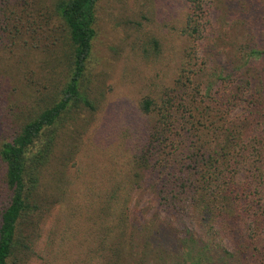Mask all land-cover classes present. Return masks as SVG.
Returning a JSON list of instances; mask_svg holds the SVG:
<instances>
[{
    "label": "trees",
    "instance_id": "1",
    "mask_svg": "<svg viewBox=\"0 0 264 264\" xmlns=\"http://www.w3.org/2000/svg\"><path fill=\"white\" fill-rule=\"evenodd\" d=\"M98 2H52L70 48L69 75L50 103L0 138V264L27 260L29 236L42 220L41 203L34 196H40L50 172L61 173L59 167L71 160L63 159L69 151L62 156L60 135L79 117L81 105L91 107L83 82L97 36ZM185 2L184 33L193 37L206 17L204 0ZM240 51L247 53L239 63L230 64L223 77L199 68L191 75L186 57L171 87L156 99L140 101L138 123L111 127L107 139L111 147L105 148L102 161L108 169L95 177L100 184L96 198L86 181L88 176L93 182L94 173L83 167L79 175L87 185L81 192L82 207L92 214H82L84 225L55 238L48 264H158L163 263L160 251L167 249L179 252L183 264H201L211 238H196L193 228L201 224L234 230L231 223L242 216L240 195L253 183L258 182L257 188L264 178V71L253 63L252 57L259 54L253 47L242 45ZM187 54L195 55V47ZM224 81L228 84L221 92L213 91ZM235 107H240L236 117L232 116ZM240 174L248 180L243 187L236 181ZM142 188L152 191L157 209L156 218L144 224L134 217L130 204ZM79 211L69 205L68 217H78V222ZM244 235L236 241H243ZM256 235L249 233L250 244H236L220 261L264 264V248ZM236 256L238 262L229 261Z\"/></svg>",
    "mask_w": 264,
    "mask_h": 264
},
{
    "label": "rangeland",
    "instance_id": "2",
    "mask_svg": "<svg viewBox=\"0 0 264 264\" xmlns=\"http://www.w3.org/2000/svg\"><path fill=\"white\" fill-rule=\"evenodd\" d=\"M54 1L0 0V138L50 103L69 75L70 48L51 10ZM203 10L206 17L199 32L189 37L184 33L185 0H99L97 36L83 82L91 107L81 105L79 117L60 135L62 156L69 151L63 159L71 160L59 167L61 173L53 169L43 181L40 196H34L41 203L42 220L29 236L24 264H48L55 238L85 224L82 214L90 217L92 211L82 207L81 192L87 185L79 175L84 170L94 173L93 182L88 176L86 181L96 198L98 176L108 169L102 161L111 147L107 140L111 127L138 123L140 101L156 99L171 87L186 57L190 74L199 68L206 74L220 72L223 77L230 64L239 63L247 53L240 47L250 45L259 53L252 57L255 67L264 71V0H204ZM192 47L195 55H188ZM227 84L221 82L213 91L221 92ZM239 112L240 107H235L232 116ZM1 174L0 169V178ZM236 181L243 187L248 180L240 174ZM257 183L240 195L242 216L231 223L232 232L201 224L193 228L196 238H211L210 251L201 264H223L221 255L234 251L236 244H250L252 231L264 248V178L256 188ZM130 204L139 223L156 218L151 190H136ZM69 205L79 208L78 222V217H68ZM243 232V241H236ZM167 250L160 251L163 263L159 259L158 264H183L179 252Z\"/></svg>",
    "mask_w": 264,
    "mask_h": 264
}]
</instances>
